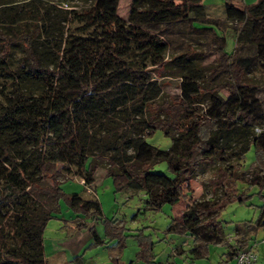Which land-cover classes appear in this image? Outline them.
<instances>
[{
    "label": "trees",
    "instance_id": "1",
    "mask_svg": "<svg viewBox=\"0 0 264 264\" xmlns=\"http://www.w3.org/2000/svg\"><path fill=\"white\" fill-rule=\"evenodd\" d=\"M118 3L0 0V264H46L43 229L66 195L60 171L89 188L100 163L115 192L143 191L149 199L155 190L147 202L153 209L175 205L181 184L216 168L203 183L221 193L183 211L194 225L171 217L166 227L191 238L182 250L191 262L224 240L220 211L245 199L236 181L259 187L263 204L252 227L264 230V99L249 78L264 68V0H225L231 50L227 29L202 0H130L126 21ZM184 30L209 37L205 50L218 55L213 69L193 64L188 46L167 56ZM170 77L178 78L171 98L162 89ZM204 103L203 116L182 125ZM156 130L170 139L168 149L147 143ZM250 147L256 170L247 177L236 171ZM160 162L166 173L152 170ZM65 199L75 211L100 214L96 198ZM149 256L146 248L138 255L150 264Z\"/></svg>",
    "mask_w": 264,
    "mask_h": 264
},
{
    "label": "rangeland",
    "instance_id": "2",
    "mask_svg": "<svg viewBox=\"0 0 264 264\" xmlns=\"http://www.w3.org/2000/svg\"><path fill=\"white\" fill-rule=\"evenodd\" d=\"M129 2L130 0H119L118 3L117 15L124 21L127 20ZM224 2L202 0L209 17L216 18L221 27L227 29V50H231L233 24L224 19ZM209 3L213 5L210 6ZM184 32L186 33L173 38L167 56L176 55L188 46L195 52L191 56L193 64L203 66L207 72L213 69L218 55L205 50L209 37L198 36L187 30ZM249 76L252 83L261 86L260 96L264 99V68H256ZM209 79L207 76V80ZM168 81L170 83L162 89L164 95L171 98L178 94V78L170 77ZM220 94L227 96L224 91H220ZM204 107L205 103L193 107L184 117L182 125L199 120L204 114ZM146 141L161 150L170 146V139L159 130L147 136ZM241 164L237 174L243 172L248 177L256 170L252 147L245 153ZM215 169L212 165L206 166L194 179L180 185L181 196L178 203L173 206L163 204L156 209L147 207L150 205L147 202L156 194L155 190L150 192L149 199L143 191L115 192L112 179L106 175L103 163L96 169L93 186L89 188L77 176L61 170L57 180L61 181L65 197L78 193L83 198H96L100 214L75 211L69 207L65 197H60L58 204L53 206L52 217L42 233L45 263L76 264L77 259L78 264H148L138 257L145 248L153 261L150 264H183L184 261H189L182 255V250L191 246V238L168 234L166 227L171 217L186 226L194 225L195 221L184 217L183 211L195 201L221 193L220 189H213L203 183L216 176ZM152 170L166 173L165 162L155 164ZM234 188L237 193H243L245 199L241 203L234 200L220 211L218 220L222 225L224 240L219 244L209 245L207 257L195 259L194 264H234L228 260L227 255L233 257L235 252L242 249L252 250L256 254L255 264H264V244L260 242L264 230L252 227L263 204L259 187L236 181ZM235 226L241 230L236 232Z\"/></svg>",
    "mask_w": 264,
    "mask_h": 264
},
{
    "label": "built area",
    "instance_id": "3",
    "mask_svg": "<svg viewBox=\"0 0 264 264\" xmlns=\"http://www.w3.org/2000/svg\"><path fill=\"white\" fill-rule=\"evenodd\" d=\"M260 242L264 244V235L260 239ZM255 262H256V254L252 250L242 249L235 252L234 255L235 264H254ZM183 264H194V263L191 261H184Z\"/></svg>",
    "mask_w": 264,
    "mask_h": 264
},
{
    "label": "crops",
    "instance_id": "4",
    "mask_svg": "<svg viewBox=\"0 0 264 264\" xmlns=\"http://www.w3.org/2000/svg\"><path fill=\"white\" fill-rule=\"evenodd\" d=\"M229 1L232 2L233 4H235L236 6L251 5V4L256 2L255 0H229ZM222 4H224V3H222ZM209 5L211 6L213 4L209 3ZM230 261H232L234 263L233 259H231Z\"/></svg>",
    "mask_w": 264,
    "mask_h": 264
}]
</instances>
